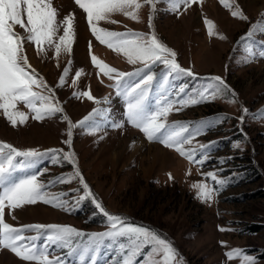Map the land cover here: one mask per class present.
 Listing matches in <instances>:
<instances>
[{
  "label": "rangeland",
  "instance_id": "obj_1",
  "mask_svg": "<svg viewBox=\"0 0 264 264\" xmlns=\"http://www.w3.org/2000/svg\"><path fill=\"white\" fill-rule=\"evenodd\" d=\"M140 2L143 3V0ZM226 3L228 6L221 0H192L188 6L181 4L176 11H172L167 0H160L151 12V28L148 5L138 10V20L116 12L110 14L109 20L97 22L98 27L109 31L132 30L146 34L154 31L166 46L175 51L177 62L182 68L190 70L192 75H173L169 78L166 87L173 99H183L207 87L209 81L205 78L210 76L221 77L232 90L215 100L189 105L179 112L173 110L167 117L169 123L214 122V126L194 136L192 143L185 145L187 149L211 142L207 152L210 158L203 165L190 162L159 140H148L140 129L127 122L123 115L124 100L110 86L114 81L92 63L91 55L122 72L134 71L142 64H129L122 52L96 40L88 27L87 14L76 5L75 0H52L53 7L57 9V22L63 21L70 13L74 16L75 34L70 52L62 46L57 53L54 45H45V51L38 53L33 43L25 41L24 44L26 55L27 50L32 54L33 63L28 61L31 68L54 89L53 102L58 101L63 112L37 121L32 118L34 113L20 102L17 110L25 112L28 118L24 124L13 126L0 110V141L20 150L55 148L67 152L69 147L63 141L68 139V121L62 117L67 115L76 124L94 108L108 109L110 115L107 119L122 122V127H111L105 116L98 114L93 119L101 123V130L88 134L89 129L76 127L72 130L71 143L76 167L108 213L120 214L137 225L155 229L172 242L177 250V260L182 258V264H240L239 258L229 260L225 256L234 248L242 249L246 256L253 257L254 264H264V258L260 257L264 250V57L255 55L250 62H244L250 55L249 50L258 54L264 49V34H256L250 41L240 42L252 25L264 23V0H226ZM240 10L246 20L232 15V11ZM23 18L27 23L26 14ZM205 19L213 22V35L208 33ZM14 31L26 34L19 25L14 26ZM60 35H63V25L54 40L59 42ZM66 67L69 71L63 85L58 87ZM163 68L160 64L153 71L160 74ZM79 70H82L81 75L77 77ZM160 79L158 77V81ZM181 86L185 91L177 97ZM83 91H90L102 102L107 97V103L97 105L87 97L73 95ZM156 92L154 87L148 100L150 108L155 104ZM43 94L49 95L46 90ZM174 107H180L179 103ZM244 109H247L246 114ZM135 139L143 141L148 148L154 147L133 154L129 147ZM155 148L166 153L168 158L163 162L160 158L154 160V156L159 155ZM73 171L71 163H53L51 156H46L34 169L18 171L14 178L42 173L39 179L47 184L54 177ZM209 171L216 172L217 179L225 183L218 191H213L210 200H201L192 185L204 182L209 187H215L211 179L206 178ZM45 190L53 194L70 193L62 199L69 202L71 210L37 201L14 210L6 207L5 222L15 227L70 225L86 233L106 230V218L95 207L92 198L78 200L83 195L78 178L68 183H55ZM35 207L41 209L36 213H27L28 209ZM22 235L38 236L35 243L42 246L48 232L25 229ZM111 243L105 241L101 245L96 264H113L116 252L114 247H110ZM50 248L53 255L63 257L66 264H76V257L68 256L67 249L55 245H50ZM143 259L141 254L136 264ZM0 264L37 262L25 261L10 249L0 246Z\"/></svg>",
  "mask_w": 264,
  "mask_h": 264
},
{
  "label": "snow or ice",
  "instance_id": "obj_2",
  "mask_svg": "<svg viewBox=\"0 0 264 264\" xmlns=\"http://www.w3.org/2000/svg\"><path fill=\"white\" fill-rule=\"evenodd\" d=\"M158 2L160 0H143V3L140 0H75L76 5L87 14L88 27L96 40L117 52H122L129 64L135 65L138 62L142 64V67H137L134 71L122 72L105 64L95 55H91L92 63L105 76L114 81L110 86L116 90V95L124 100L123 115L127 122L140 129L148 140H159L166 147L174 148L190 162L203 165L210 158L207 152L211 148V142L187 149L185 145L191 144L194 136L214 126V122L202 120L193 124L180 121L169 123L167 117L173 110L179 112L183 107L215 100L226 92H231L226 82L219 76L206 77L205 79L209 81L207 87L188 94L183 99H173L166 87L169 78L173 75H192L190 70L182 68L177 62V54L174 50L166 46L154 31L151 34L132 30L116 32L97 26V22L109 20L110 14L116 12L123 13L132 20H138V10L143 5H148L150 6L149 27L151 28V12L154 11L155 4ZM167 2L172 6L170 10L176 11L181 4L188 6L192 0H167ZM221 3L228 6L226 0H221ZM24 14H26L27 23L24 22ZM232 15L239 19H247L242 10L232 11ZM56 18L57 9L53 7L52 0H0V110H3L4 117L13 126L18 123L24 124L28 118L25 112L17 110V104L20 102L34 113L32 118L37 121L63 112L62 107L58 106V101L53 102L54 89L47 85L35 69L31 68L24 48L25 41H27L35 45L38 53L45 51V45H54L57 53L61 51L62 46L70 52L75 34L74 16L70 13L60 22H57ZM111 22L115 23V21ZM16 25L24 29L26 34L21 35L14 31ZM61 25H63V35L59 36V42H57L54 37ZM205 25L208 33L213 35L215 27L213 22L205 19ZM256 34H264V23L252 25L249 31L240 38V42L250 41ZM220 38L224 39L223 36ZM89 49L91 54V43ZM249 51L250 55L244 62H250L255 55L264 57V49H261L258 54ZM160 64L164 68L163 73L158 74L153 69ZM68 71L66 67L64 74L60 77L58 87L63 85ZM81 71L76 72L77 77L81 75ZM158 77H161L159 81ZM154 87L157 89V98L154 106L150 108L148 100ZM34 88L41 89V91H35ZM43 90H46L49 95L43 94ZM184 91V87L181 86L176 96L179 97ZM73 95L87 97L97 105L107 103L108 100L106 97L102 102L93 97L90 91L74 92ZM177 103L180 107H174ZM243 111L247 113V109ZM98 114H103L105 121L113 128L123 126L122 122L114 119L108 120L110 110L105 108H94L76 124L64 115L62 119L68 121V139L63 141L69 147L67 152L55 148L45 151L34 148L20 150L0 141V246L10 249L25 261H35L37 264H66L63 257L53 255L50 245H55L57 248L67 249L68 256H75L76 264H96L99 248L105 241H111L110 247H114L116 252L113 264H136L141 254L144 255V259L140 261V264H182V258L177 260V250L172 242L155 229L137 225L120 214L108 213L102 203L95 198L80 170L76 167L75 153L71 151L72 130L82 127L89 129L88 134L100 131L101 123L93 119ZM46 156H51L53 163L59 164L61 161L71 163L74 171L67 175L54 177L47 184L39 179L42 173L39 175L25 174L18 179L14 178V174L18 171L26 172L34 169L37 163ZM77 178L83 188V195H80L78 200L92 198L95 207L106 218L105 231L86 233L74 226L59 224L15 227L5 222L6 207L14 210L26 204H35L37 201L70 211L69 202L62 199L70 193L53 194L45 189L55 183H68ZM169 178H172L171 174ZM206 178L211 179L215 187H209L204 182H195L192 185L197 189V198L201 200H210L213 191H218L219 187L225 183L224 180L217 179V174L213 171H209ZM25 229L47 230L48 235L44 244L38 246L35 243L38 236L22 235ZM85 237L86 239H83ZM221 243L224 244V242ZM225 256L229 260L239 258L240 264H254V258L246 256L239 248L227 251Z\"/></svg>",
  "mask_w": 264,
  "mask_h": 264
},
{
  "label": "bare ground",
  "instance_id": "obj_3",
  "mask_svg": "<svg viewBox=\"0 0 264 264\" xmlns=\"http://www.w3.org/2000/svg\"><path fill=\"white\" fill-rule=\"evenodd\" d=\"M31 51L30 50H27V57H28V61L32 64L33 63V58L31 57ZM134 139V138H133ZM126 145V144H125ZM125 147V146H124ZM150 148H152V147H154V146H149ZM144 148H146V149H150V148H148V146L143 142V141H141L140 139H135L134 141H132L131 142V144H130V147H129V149H131V150H133V151H131L133 154L134 153H136V154H139V153H141L142 151H143V149ZM155 149H157V148H155ZM151 150H153V149H151ZM158 150V149H157ZM130 152V151H129ZM158 152H159V155H155L154 156V160L155 159H159L160 158V160L163 162V160L165 161L168 157H167V155H166V153H164V152H162L161 150H158ZM24 209V208H23ZM41 209V207H35V208H31V209H28L27 210V213H36V212H38L39 210ZM48 211V210H47ZM22 216V215H21Z\"/></svg>",
  "mask_w": 264,
  "mask_h": 264
},
{
  "label": "trees",
  "instance_id": "obj_4",
  "mask_svg": "<svg viewBox=\"0 0 264 264\" xmlns=\"http://www.w3.org/2000/svg\"><path fill=\"white\" fill-rule=\"evenodd\" d=\"M260 257L264 258V250L261 252Z\"/></svg>",
  "mask_w": 264,
  "mask_h": 264
}]
</instances>
